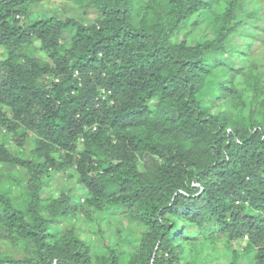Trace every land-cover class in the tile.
I'll use <instances>...</instances> for the list:
<instances>
[{
    "label": "trees",
    "instance_id": "1",
    "mask_svg": "<svg viewBox=\"0 0 264 264\" xmlns=\"http://www.w3.org/2000/svg\"><path fill=\"white\" fill-rule=\"evenodd\" d=\"M47 1L0 0V137L19 148L0 139V163L29 174L0 190V264H210L218 233L229 264H264V77L243 58L264 0H87L93 21L30 22ZM69 169L85 196L43 198ZM114 208L142 227L128 252L67 223Z\"/></svg>",
    "mask_w": 264,
    "mask_h": 264
},
{
    "label": "rangeland",
    "instance_id": "2",
    "mask_svg": "<svg viewBox=\"0 0 264 264\" xmlns=\"http://www.w3.org/2000/svg\"><path fill=\"white\" fill-rule=\"evenodd\" d=\"M148 0H141L145 3ZM87 0H48L43 8L32 9L30 8V15L28 20L34 22L41 17H48L53 15L56 11L61 15L72 16L80 20L93 21L97 17L96 10H92L87 7ZM88 11V12H86ZM188 29L184 27L182 35L187 33ZM246 34L251 37L250 44L251 47L246 48V54L244 52L240 53L243 58H247L253 67H257L258 71L264 77V41L262 38L252 35V31L248 29V32L244 30ZM38 45V44H37ZM7 55L5 49L0 47V59L5 58ZM224 60L231 58L230 55L225 54L222 57ZM233 67V66H232ZM234 71L229 68L225 71L224 76L227 81H231V74ZM212 77V76H211ZM234 84L238 88H243L248 90L249 83L245 81L244 77H236L234 79ZM250 92L247 93L248 97ZM9 112V109L6 108ZM4 133L0 139L3 140L9 149L13 152H18L19 148L12 140L11 134H8L4 129ZM32 143L27 144V148H32ZM69 174L64 175L62 173H55L51 178L47 179L45 182V189L42 193L43 198H51L60 196L64 191H70L73 195L77 194L79 197H84L86 190L83 189L82 185L79 184V178L76 170L69 169ZM29 179V174L26 168L10 165L8 163H0V190L8 195L20 196L25 193L24 183ZM18 201L22 199L18 198ZM132 216L130 211L112 209L108 214L99 217L97 222H91L87 217L80 215L78 217H69L67 223L76 226L80 229L82 233V238L90 244L91 242H96L99 245H103L104 241H107L109 245L119 247L121 252L130 251V247L136 242V235L141 232L142 227L138 222L132 221L129 217ZM99 225L104 227L105 238L98 232ZM216 238H218L219 246L214 254H203V259L210 260V264H229L232 258V253L236 245L233 241L227 240L224 234L218 233ZM193 246L197 243L192 242ZM242 244H238V249L242 250ZM187 258L183 260L182 264H187ZM256 259L254 253L248 256L242 257V264H255Z\"/></svg>",
    "mask_w": 264,
    "mask_h": 264
}]
</instances>
